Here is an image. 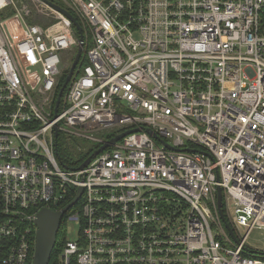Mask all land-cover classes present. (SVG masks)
I'll list each match as a JSON object with an SVG mask.
<instances>
[{
  "label": "built area",
  "instance_id": "built-area-1",
  "mask_svg": "<svg viewBox=\"0 0 264 264\" xmlns=\"http://www.w3.org/2000/svg\"><path fill=\"white\" fill-rule=\"evenodd\" d=\"M56 126L140 130L70 169ZM79 188L58 264H264V0H0V264Z\"/></svg>",
  "mask_w": 264,
  "mask_h": 264
},
{
  "label": "water",
  "instance_id": "water-1",
  "mask_svg": "<svg viewBox=\"0 0 264 264\" xmlns=\"http://www.w3.org/2000/svg\"><path fill=\"white\" fill-rule=\"evenodd\" d=\"M54 6L58 7L59 10L66 13L71 18V20L74 22V24L78 30V33L80 36V42H81V45L78 47L77 54L75 56V59L71 65L70 70L68 72V75L66 77V80H65L64 84L62 85V87L59 91L57 102H56V110H55L57 112L59 104H60L61 99H62V96H63V94H64V92L68 86V83L70 82V80H71V78L75 72V69L78 66L80 59H81L82 49H83L82 43L84 41V36H83V29H82L80 23L78 22V20L71 13H69L65 9L61 8L60 6H57V5H54ZM139 130H140V128L128 129V130H125V131L117 134L116 136L106 140L100 146V148L97 149L80 166V169H83L86 165H88L90 163V161L92 160V158L97 156L100 152L113 147L118 141L123 139L128 134L139 131ZM147 131L149 133L156 135L152 129H148ZM58 134H59V129H58V126H56V136H58ZM162 143L165 144L166 146H168L169 148H172L167 142L162 141ZM56 153L58 155L59 160H61V163L64 165L62 158L59 155L57 143H56ZM82 192H83V188H79V192H78L77 196L60 210H55L52 208L44 207L39 211V213L37 214L36 221H35L36 226H37V233H36V243H35V252H34V257H33V264H49L50 258L52 256V253L54 250V247L57 243V236H58V232L61 228L62 218L64 217L65 213L79 200ZM218 207H219V213H220L221 218L225 222L226 227L232 233L233 230L231 229L230 224L226 221V217H225V213H224L223 191H222L221 187H218Z\"/></svg>",
  "mask_w": 264,
  "mask_h": 264
},
{
  "label": "trees",
  "instance_id": "trees-1",
  "mask_svg": "<svg viewBox=\"0 0 264 264\" xmlns=\"http://www.w3.org/2000/svg\"><path fill=\"white\" fill-rule=\"evenodd\" d=\"M69 70H70V68L63 72V75H62L60 83H59V87L57 89V97H58V94H59V91H60L62 85L64 84V82L66 80V77L68 75ZM110 132L111 133L106 138L107 140L116 136L117 134L123 132V130H113ZM66 137L67 136L64 133L59 134V136L57 138V144H58L59 155L61 156L62 161L70 169L79 168L102 145V143H98V144L93 145V147H91L88 151H83V150L76 151L73 148V146H74L73 142L76 141V137L72 138L71 142H68L69 139L66 140ZM109 149H111V148H109ZM73 197L74 196H71L69 198V200L62 202L57 208H63L65 205H67L73 199ZM78 206L79 205H77L75 208H77ZM68 214H69V212H67L65 214V217L62 220L61 228H60V230L58 232V236H57V243L54 247V250H53L52 256L50 258L49 264H58V262H59L60 253H61V251L64 247V244H65V241H66L65 227L67 224L66 221H67ZM30 264H32V262Z\"/></svg>",
  "mask_w": 264,
  "mask_h": 264
},
{
  "label": "rangeland",
  "instance_id": "rangeland-1",
  "mask_svg": "<svg viewBox=\"0 0 264 264\" xmlns=\"http://www.w3.org/2000/svg\"><path fill=\"white\" fill-rule=\"evenodd\" d=\"M77 50V48H75V51ZM111 132H109L106 129H102L99 131H94L91 132L92 136L98 137V138H103L105 140H107V136L110 134ZM66 140H68V142H71L72 140V136H69L66 134ZM57 143V142H56ZM99 141H95L94 139H87V138H83V137H76V141L73 142V148L74 150L78 151V150H83V151H88L91 147H93V145L98 144ZM56 145V144H55ZM66 206V205H65ZM68 228L70 230V232L67 233V240L68 241H72V242H76L79 240L80 238V225L77 224L76 222H70L68 224Z\"/></svg>",
  "mask_w": 264,
  "mask_h": 264
}]
</instances>
